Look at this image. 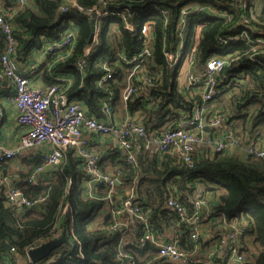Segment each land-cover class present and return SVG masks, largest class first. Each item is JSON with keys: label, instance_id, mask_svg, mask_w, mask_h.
Here are the masks:
<instances>
[{"label": "trees", "instance_id": "trees-1", "mask_svg": "<svg viewBox=\"0 0 264 264\" xmlns=\"http://www.w3.org/2000/svg\"><path fill=\"white\" fill-rule=\"evenodd\" d=\"M10 1L8 8L13 14L14 36L21 59L27 58L35 47L40 49L47 43L58 42L66 29L72 28L70 21L76 22L80 33L77 53L54 67L52 73L74 74L70 96H78L85 103L88 116L97 119L106 116L107 107L114 118L127 85L126 71L137 65L135 58L145 48L139 26L143 22L152 23V49L142 61L145 71L133 78L137 94L143 91L144 80H152V86L144 96L132 97L126 105L130 119L145 129L149 140H144L136 164L127 161L126 152L120 147L109 152V160L115 165L112 173L121 181L112 194L114 209L123 208L127 192L132 190L133 207L144 211L156 234L173 220L180 223L183 234L178 238V246L189 255L202 241L200 239L198 244L193 241L192 230L180 221L168 201L173 197L192 213V204L184 201V194H193L195 187L202 183L204 193L213 195V201L202 216L213 220L226 218L227 224L241 231L236 246L245 258L244 264H264V159L244 149L242 155L227 152L202 157L195 151L192 167L171 172L177 156L160 150L159 154L152 152L154 140L179 129L195 104L203 102L202 93L194 92L198 84L187 91L179 89L182 62L171 61L167 56L176 53L182 41L186 43L182 53L190 52L198 24L202 25V30L193 52L197 69L204 70L207 62L214 58L225 61L211 106L222 93L229 92L233 104L229 117L237 121L232 128L235 136L264 148V0H75L82 11L75 6L66 12L61 11L66 0H28L25 4ZM103 4L124 13L126 20L111 17L103 21L95 54L82 75L77 73L73 62L83 58L92 36L86 10ZM194 4L215 8L219 14L213 16L206 10L190 9L187 27L181 31V11ZM160 10H165V14ZM0 41H5V37L0 35ZM105 67L113 77L99 86L106 74ZM139 114L143 119L135 121ZM93 148L95 145L89 146V150ZM102 160L100 156L99 167L107 174ZM85 165L84 158L69 151L64 161L55 167V178L50 182L31 185L28 175H22L19 186L36 203L21 214L6 200L0 188V264L13 263L10 254H6L5 242L16 250V257L26 256L30 249L47 242L57 231L63 233L67 242L50 255L49 258L59 255L53 264H171L167 258H159L152 244L142 248L129 242L124 244L123 232L110 229L115 223L113 213L107 215L101 225H96L105 206L109 205L106 200L109 191L105 184L98 183L96 189L87 194L86 183L91 177ZM191 264L200 262L193 257Z\"/></svg>", "mask_w": 264, "mask_h": 264}, {"label": "built area", "instance_id": "built-area-1", "mask_svg": "<svg viewBox=\"0 0 264 264\" xmlns=\"http://www.w3.org/2000/svg\"><path fill=\"white\" fill-rule=\"evenodd\" d=\"M15 1L20 4H25L28 0ZM66 3H73L72 5L74 7L77 6L82 11L81 6H79L75 0H66ZM101 7L103 9H101ZM193 8L196 9V6ZM204 8L201 9L197 7L195 11L203 12L205 10ZM68 9L69 6L66 4L61 7L62 12H66ZM190 9L191 6H188L181 11V31L184 30V27H187ZM211 9L214 10L215 8L211 7ZM161 13L165 14V10L161 11ZM214 14L218 15L219 10L215 9ZM86 15L89 21L94 23L98 33L91 48H86L83 58L75 59L73 62L76 71L80 74L86 71L92 56L95 54V48L98 45L97 36L103 21L111 17H120L126 20V15L124 13L113 11L107 8L105 4L86 10ZM151 24L150 22H143L139 26L141 38L144 39L145 42V48L143 52L135 58L134 62H137V65H134L131 69V76L128 78V83L122 91V102L125 103V105H127L132 97L138 99L144 96L145 91L152 86V80H144V89L141 93L137 94L136 87L133 84L134 76L145 71L142 61L149 56L152 49V35L150 34ZM128 28L132 29V26L128 24ZM0 32L8 43L7 52L0 55V69L3 76L12 85L14 90L12 102L18 109L17 121L26 129L16 149L4 150L0 148V163L11 162L20 157H24L29 149L48 143L53 148L52 153L45 156L42 166L37 169V173H34L35 175H42L44 170L59 166L64 161L66 154L69 151H73L75 156L85 159L86 172H88L91 177L87 185L93 187L89 193L91 194L92 191L96 189L98 183L105 184L109 191V196L106 200L111 207L113 206L112 213L115 219V223L110 227L111 230H119L125 235L123 230L125 226L121 221L117 220V217L129 212L145 223V232L140 248L147 244H152L157 249L159 258L176 260L179 261L180 264H191L193 255L198 248L196 247L192 254L187 255L178 246V241L172 243L157 240L155 237L156 233L149 225L144 211L133 207L134 194L132 190L127 192L128 198L124 201L123 208L114 209L115 205H113L114 199L112 194L115 192L116 187L121 185V181L114 173L105 174L100 169V155L96 154L93 150H89L91 142L85 134V132H91L100 133L104 136H114L119 140V147L126 152L127 161L130 164H136L138 156L141 154L143 145L145 144L144 140H149L145 129L141 125L136 124L133 119H128L122 124L117 125L110 116L109 107L105 110L106 116L104 118L97 119L96 117L88 116L81 100L77 97L70 96L69 86L55 84L47 86L45 90L36 88L21 72L19 64L14 59L18 41L14 36L13 14L10 16L8 13L0 14ZM76 34L77 33L74 31H68L58 42L49 44L46 51L48 53H53L69 47H74L77 43ZM73 50L74 49L70 48L67 58H62L61 61L66 62L68 59H71ZM167 56L171 61L182 62V65L188 59L192 67L195 64L194 53L189 55L188 52L182 53L179 49L176 53H168ZM139 59L141 62H139ZM125 62L127 63L126 60ZM132 62L133 61L130 63ZM224 66V60L214 58L207 62L204 71L196 74L193 70L190 73L188 85L184 87L185 91L189 90L191 86L198 84L196 87H198L197 90L202 93L203 102L201 104H195L192 113L182 123L179 129L173 130L165 134L163 138L153 141V144L158 145V150H160L161 153L172 152L182 161L185 167H192L193 154L195 151L197 152V146L204 140L199 132L206 131V128L218 129L222 127L228 129V133H226L224 137L217 138L214 141L213 139H208L210 144L214 143L212 146V153H227L233 152L236 149H245L248 154L264 159L263 147L251 141L248 142L247 146H244L243 142L235 136L232 130L234 123L230 121L227 113L220 111L211 114L208 112L211 106L210 102L216 94V87L218 83L221 82L220 74L223 72ZM105 71L106 74L99 81V86H102L104 82L109 81L113 77L112 72H110L108 68L105 67ZM65 79L67 78L61 77L59 82ZM204 79L206 80L201 83ZM2 115L3 112L0 110V121ZM140 140H142L141 144L139 143ZM135 142V147L132 150ZM146 147L148 148V143H146ZM2 182L5 184L4 194L6 200L18 212L29 210L35 205L36 202L25 196L19 183L10 184L7 176L2 178ZM30 184L37 185L39 182L36 178H31ZM168 205L177 211L180 221L186 223L192 230V239L198 244L202 227L200 219L204 209L208 207L205 197L201 196V198L192 203V213L189 212L185 204L178 202L173 197L169 199ZM220 221L226 223V218L220 217ZM232 228L233 233L229 235V250L225 258L228 259V264H244L245 258L239 254V248L236 246L237 236L241 231L234 226H232ZM61 237V231H57L47 242L45 241V244L58 240ZM28 252L26 254L27 256ZM9 254V259H13V263L10 262L8 264H17L19 258L15 256L16 250L13 247ZM121 256L126 257L127 255L121 253ZM55 261L56 257H51L45 260L43 264H53ZM29 264H40V262L33 263L30 260Z\"/></svg>", "mask_w": 264, "mask_h": 264}, {"label": "crops", "instance_id": "crops-1", "mask_svg": "<svg viewBox=\"0 0 264 264\" xmlns=\"http://www.w3.org/2000/svg\"><path fill=\"white\" fill-rule=\"evenodd\" d=\"M10 0H0V14L4 13L10 16V8H8L10 4ZM66 4V3H65ZM64 4V5H65ZM73 4V3H72ZM191 9L197 10V7L203 9L205 6L201 4H194L190 5ZM196 6V9L193 7ZM74 7L73 5L69 6V8ZM72 9V8H71ZM101 9H103L101 7ZM206 11L210 12L213 16L215 15V9H211V7L204 8ZM73 23V24H72ZM70 24H72V28L66 29L65 34L68 31H74L77 33V39L80 37L79 28L76 25L75 21H70ZM91 29H92V36L90 39V43L87 46V48H91L93 45L96 35H97V29L94 26V24L91 23ZM195 30V42L188 54H192L195 49L196 45H198V40L200 38L202 25L198 24L196 26ZM0 35L2 33L0 32ZM3 36V35H2ZM182 37V34L180 35V38ZM77 41L76 45L74 47H69L64 50H60L58 52L48 53L46 51V48L49 44L47 43L42 48L35 47L31 50L30 55L26 58H20L19 56V45H17V51L14 55V59L20 66L21 72L30 80L31 84L34 85L36 88L40 89H47V86L49 85H61V86H69L71 89V86L73 85V78L74 74L68 73L63 75H56V73H52V69L59 64H64L65 62L61 61L62 58H67L68 56V50L70 48L73 50V56L77 53ZM184 41L181 42L179 49H185L186 43ZM8 50V43L7 40L0 41V55L4 54ZM86 50V49H85ZM186 52V50H184ZM187 53V52H186ZM71 58V59H72ZM79 59V58H78ZM68 59L67 61H69ZM66 61V62H67ZM194 67V68H193ZM191 66L190 60L188 59L185 65H183L181 69V75H179V89L182 91L185 86L188 85L189 75L194 70L196 74H199L200 72L204 70L197 69V60L195 61L194 66ZM78 73V72H77ZM132 71L127 70L125 75V80L128 83V78L131 76ZM80 74V73H79ZM84 74V73H83ZM82 74V75H83ZM61 77H65L67 79L63 80L62 82H59ZM194 92L197 93L198 90L194 89ZM14 94V90L12 85L5 79V77L2 74V71L0 69V110H2L3 115L1 116L0 121V148L4 150H14L17 148V146L20 143L21 137L26 132L25 127L21 126L18 121V109L12 102V96ZM70 94V93H69ZM198 94V93H197ZM79 98L78 96H74ZM232 95L229 94V92L224 93V97L222 99H218L213 101L212 106H210L209 111L211 114L217 113V112H225L229 115V112L232 109ZM80 99V98H79ZM82 102V101H81ZM225 102L228 104L226 105ZM82 104L85 107V112L87 113V108L84 102ZM124 105L123 102H118L117 107L115 109L114 118L113 121L117 123V125L122 124L126 120L130 119L129 114L127 113L126 109L127 106ZM135 121L143 119V115H137L135 118ZM230 121L233 123H237V121H233L232 118H230ZM228 133L227 128L219 127L218 129H209L203 132H199L201 134V137L204 139L198 146H197V155L198 156H208L210 153L212 154V146L213 144L209 143L208 139H213V141L217 138H222ZM87 137L89 138L91 142V146L95 145V148L92 150L95 151L96 154L100 155L103 158V167L104 170L108 171L109 173H112L114 168V163L109 160L110 153L115 148L119 147V140H117L114 136H104V135H90L89 132H86ZM244 146H247L248 143L245 141H242ZM152 152L153 154H159L158 145L153 144L152 145ZM52 146L48 143L42 144L40 146L34 147L29 149L24 157H20L16 160H13L11 162H4L0 163V188L4 190L5 184L2 182V178L7 176L9 178V183H19L20 179L23 177L22 175H28V183L30 184L31 178H36L38 182L45 184L53 180L55 178V167H52L50 169H46L43 171L42 175L34 174L37 173V169L42 166L43 160L45 156L49 153H52ZM241 150L243 149H236L233 151V153L240 155ZM245 150V149H244ZM246 151V150H245ZM242 155V154H241ZM38 163H40L38 165ZM183 166L182 161L177 158V163L174 165L171 169L172 171H182V170H174L173 168H181ZM141 176V175H140ZM140 179V178H139ZM204 182V181H201ZM138 184V180H137ZM93 189V187L87 185L86 183V190L87 194L89 195L90 191ZM204 186L202 183H199L197 187H195V191L193 194L189 195L188 193H185L184 195V201L186 203H193L197 199L201 198V196H204L208 205L210 201H213V195L211 192L204 193ZM25 194V193H24ZM26 196V195H25ZM27 198H30L26 196ZM169 206V205H168ZM192 207V205H191ZM112 208L110 205H106L104 209V213L101 215L102 217L98 219L97 226L101 225L104 222V219L107 215L112 213ZM15 209V208H14ZM208 207L204 209L207 210ZM15 211L19 214L22 212H18L16 209ZM117 220L121 221L125 228L123 229L125 232L124 236V244H127L128 242L131 244H134L138 247H140V244L142 243L144 232H145V226L144 222L131 215L129 212L124 213L120 217H117ZM201 222V237L200 241H202V245L198 246L197 253L193 256L200 264H228V259H226V254L229 250V235L233 233L232 226L227 223H223L220 221V219H208L207 216H201L200 219ZM180 223L176 220H173L169 223V225H165L163 227V230L155 235L156 239L163 242H177L178 238L182 236V227L179 225ZM236 227V226H235ZM63 236V233H62ZM52 242V241H51ZM49 243V242H48ZM45 243L37 246L40 247L44 245ZM47 244V243H46ZM62 247V246H61ZM7 250V249H6ZM10 250H7L8 254ZM18 263L17 264H29L30 259L26 256H19L17 255ZM52 257H59L58 254H55V256ZM49 259V258H48ZM193 259V258H192ZM47 260V259H46ZM167 262L171 264H180L179 261L176 260H170L166 259ZM45 261V260H44Z\"/></svg>", "mask_w": 264, "mask_h": 264}, {"label": "water", "instance_id": "water-1", "mask_svg": "<svg viewBox=\"0 0 264 264\" xmlns=\"http://www.w3.org/2000/svg\"><path fill=\"white\" fill-rule=\"evenodd\" d=\"M66 5L71 6V3H66ZM94 24V23H92ZM206 130H209V128H206ZM174 170H184L185 166L183 165L181 168H173ZM65 242H67V239L65 236H62L60 239L49 242L47 244H44L40 247L30 249L28 252V257L33 263H39L42 262L50 257V255L59 249ZM4 246L7 250H11V246L8 243H4Z\"/></svg>", "mask_w": 264, "mask_h": 264}, {"label": "rangeland", "instance_id": "rangeland-1", "mask_svg": "<svg viewBox=\"0 0 264 264\" xmlns=\"http://www.w3.org/2000/svg\"><path fill=\"white\" fill-rule=\"evenodd\" d=\"M187 62V60L184 62V64L183 65H185V63ZM183 65L181 66V68H180V72H179V75H181V69H182V67H183ZM179 79V78H178ZM224 97V93H222V95L218 98V99H222ZM218 99H216V100H218ZM223 100V99H222ZM225 104L227 105L228 103L227 102H225Z\"/></svg>", "mask_w": 264, "mask_h": 264}]
</instances>
